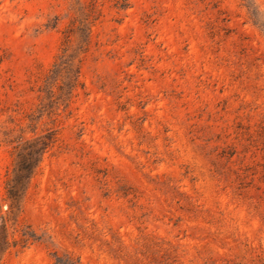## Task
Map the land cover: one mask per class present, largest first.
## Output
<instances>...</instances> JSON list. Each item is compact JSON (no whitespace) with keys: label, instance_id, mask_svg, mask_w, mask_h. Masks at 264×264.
<instances>
[{"label":"rangeland","instance_id":"374dc122","mask_svg":"<svg viewBox=\"0 0 264 264\" xmlns=\"http://www.w3.org/2000/svg\"><path fill=\"white\" fill-rule=\"evenodd\" d=\"M103 2L63 108L78 11L0 0V215L13 145L57 132L0 264H264V0Z\"/></svg>","mask_w":264,"mask_h":264},{"label":"trees","instance_id":"16d2710c","mask_svg":"<svg viewBox=\"0 0 264 264\" xmlns=\"http://www.w3.org/2000/svg\"><path fill=\"white\" fill-rule=\"evenodd\" d=\"M71 9L78 11V16H73L69 23L62 30V41L59 52L44 76V83L51 81V86H55L58 91L56 100L63 108H66L73 96L74 91L81 87L80 68L83 57L88 52L91 43V28L102 16L104 2L101 0H67ZM110 7L117 12L127 9L131 0H108ZM67 75L68 90L64 91L62 78ZM49 93H52L49 90ZM54 93H52L53 95ZM51 95V96H52ZM52 99L51 97H48ZM59 107H57L58 109ZM56 130L47 131L36 136L31 142H18L13 145L11 155L13 156V166L11 174L5 181V200L7 210L0 215V260L3 253L10 247L20 244L24 247L29 237L26 232H22L19 239L12 233L11 239L6 234V225L11 220V215L20 209V203L27 184L35 173L44 153L56 142Z\"/></svg>","mask_w":264,"mask_h":264}]
</instances>
